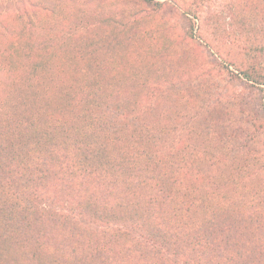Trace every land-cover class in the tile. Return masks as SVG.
Returning a JSON list of instances; mask_svg holds the SVG:
<instances>
[{"label":"trees","instance_id":"obj_1","mask_svg":"<svg viewBox=\"0 0 264 264\" xmlns=\"http://www.w3.org/2000/svg\"><path fill=\"white\" fill-rule=\"evenodd\" d=\"M142 1L26 0L0 29V264H264V0L209 14L256 89L230 97Z\"/></svg>","mask_w":264,"mask_h":264},{"label":"rangeland","instance_id":"obj_2","mask_svg":"<svg viewBox=\"0 0 264 264\" xmlns=\"http://www.w3.org/2000/svg\"><path fill=\"white\" fill-rule=\"evenodd\" d=\"M138 7H144L142 0H129ZM167 1L168 13L167 17L172 18L170 25L173 26V31L177 36L192 38L191 40L197 44L202 45V55L209 68H213L212 77L217 85L219 92L228 95L234 93H251L256 89L242 78L237 77L236 69L234 66L223 62L214 53L206 48V40L213 37L212 31L217 24L216 21L209 20V14L220 11L221 9L227 10L231 0H160ZM26 3V0H0V29L3 28L8 22L15 17L17 9ZM150 8V6L146 5ZM189 11H195L197 15H190ZM6 17H10L8 20ZM247 83V84H246ZM50 202L57 205L59 209L64 212H73L81 221L85 222L87 219L78 215V211L74 210L72 204L52 198Z\"/></svg>","mask_w":264,"mask_h":264}]
</instances>
